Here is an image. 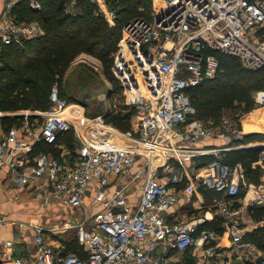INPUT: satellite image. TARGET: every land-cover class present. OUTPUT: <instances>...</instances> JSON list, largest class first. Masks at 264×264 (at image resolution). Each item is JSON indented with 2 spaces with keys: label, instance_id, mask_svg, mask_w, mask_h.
Instances as JSON below:
<instances>
[{
  "label": "built area",
  "instance_id": "2783aa9c",
  "mask_svg": "<svg viewBox=\"0 0 264 264\" xmlns=\"http://www.w3.org/2000/svg\"><path fill=\"white\" fill-rule=\"evenodd\" d=\"M21 1L42 9L39 0L3 1L0 65L5 45L44 32L39 20L17 17ZM80 1L69 0L64 11L75 13ZM89 1L114 23L105 0ZM152 2L147 17L122 24L112 53L111 72L135 123L120 130L129 135L128 145L120 144L103 112L68 102L56 84L49 108L16 110L11 115H20L19 122L0 132V168L7 167L13 184L47 180L49 195L62 204L95 206L64 224L73 229L81 253L65 252L64 242L46 237L56 228L31 222L24 225L33 230V248L18 255L12 239L2 240L4 264H177L185 254L193 264H264V140L238 142L243 133L235 115L222 110L217 120H204L188 94L216 74L219 63L211 50L237 57L248 69L264 65V37L258 33L264 0ZM255 92L264 105V90ZM67 129L76 143L72 160L31 154L37 142H53ZM214 139L218 143L208 142ZM246 147H259L250 164L259 167L257 183L247 180L241 162L223 157ZM135 165L129 181L115 182ZM140 178L138 200L127 207V186Z\"/></svg>",
  "mask_w": 264,
  "mask_h": 264
},
{
  "label": "trees",
  "instance_id": "16d2710c",
  "mask_svg": "<svg viewBox=\"0 0 264 264\" xmlns=\"http://www.w3.org/2000/svg\"><path fill=\"white\" fill-rule=\"evenodd\" d=\"M39 1L42 4L39 11L32 10L26 1L19 2L15 8L17 17L39 20L44 32L40 36L25 39L21 44L4 46L0 65V109L16 111L48 108L52 83L55 80L60 82L61 75L79 52L95 54L101 61L106 77L113 85L114 82L118 85L112 86L111 90L120 89L119 82L111 72L112 53L116 48L122 24L135 16L147 17L150 10L149 0H105L114 12V21L121 18L120 22H114L113 25L109 24L101 12H95L96 6L89 0H81L79 9L73 14L63 10L69 0ZM258 33L264 37V21ZM211 52L219 63L216 74L204 78L188 89L196 115L204 120H217L221 111L227 107H241L248 111L253 103L251 91L264 90V65L248 69L233 55L217 50ZM59 95L64 97L60 90ZM72 99L75 98H66L68 102H73ZM132 114V110L124 113L103 112L105 121L121 131L131 130V123L134 124ZM20 118V115H3L0 117V124L5 129L19 122ZM73 140L71 129H67L59 133L53 142H37L31 154L45 151L58 156L57 143L63 141L69 149H73ZM261 140H264V133L249 132L237 141ZM258 150L259 147L238 148L226 151L223 157L230 164L241 162L247 180L257 183L260 178L259 167H251L250 164L257 159ZM211 157L208 155L205 159ZM66 246L65 252L81 253V246L75 237ZM184 256L185 261L177 264H193L191 258L186 257V254Z\"/></svg>",
  "mask_w": 264,
  "mask_h": 264
},
{
  "label": "crops",
  "instance_id": "0c3cea01",
  "mask_svg": "<svg viewBox=\"0 0 264 264\" xmlns=\"http://www.w3.org/2000/svg\"><path fill=\"white\" fill-rule=\"evenodd\" d=\"M3 1L0 0V10ZM13 112L0 111V117L11 115ZM2 130H4V126L0 124V132ZM73 142V149H69L63 141L57 143L58 156L65 154L72 160L76 147L74 140ZM208 142L218 143L215 139L208 140ZM136 168L137 166L135 165L125 173L116 176L115 182L122 183L129 181L131 174H133ZM141 182L142 179L140 178L128 184L126 192L127 207L135 206L140 195L139 184ZM47 184V180H43L41 185L38 186H19L13 184L7 167L0 168V242L7 238L12 239L15 254H25L29 249L33 248V230L29 225H24V223L41 222L45 226L56 228V233L49 231L46 233V237L53 242L57 238L56 235L63 231L59 227L74 222L81 218L86 211H91L95 208V206L90 205H85V207L64 205L49 195ZM182 211L183 209H178L179 214ZM3 220L5 223L2 222ZM57 239L60 240L59 238ZM0 264L4 263L0 260Z\"/></svg>",
  "mask_w": 264,
  "mask_h": 264
},
{
  "label": "rangeland",
  "instance_id": "374dc122",
  "mask_svg": "<svg viewBox=\"0 0 264 264\" xmlns=\"http://www.w3.org/2000/svg\"><path fill=\"white\" fill-rule=\"evenodd\" d=\"M68 2L69 1L65 3V7ZM149 2V8L151 9L153 2L152 0H149ZM76 9L77 8L75 6L73 9L74 12H77L75 11ZM95 12H98L97 9H95ZM120 21L121 18L115 20L114 22L117 24ZM113 24L114 23H111L110 25ZM53 84L58 86V89L65 98L72 96L75 98L72 99L73 102H78L84 105L86 112L88 113H124L127 110H130L126 107L123 101L120 89L116 88L113 91L111 90L112 86L118 87V85L115 82V85H113L106 77L102 70L101 61L95 54L88 52H79L76 54L61 75L60 82L55 80L52 85ZM255 95L256 92L254 90L251 91L253 103L252 107H250L248 111H244L241 107L225 108L226 113L235 115L237 118L239 117L238 119L243 135L249 132H257L260 134L264 133V105L256 102ZM0 111L3 110L0 109ZM11 111L12 110H9L8 112ZM247 116L250 117L245 120ZM134 126L135 123H131V130ZM45 150L47 149L45 148ZM61 230L63 231L58 233L60 235L57 234L56 237L59 238L61 242H64L66 246L67 242L73 237V229H66L63 225ZM66 247L64 251H66Z\"/></svg>",
  "mask_w": 264,
  "mask_h": 264
},
{
  "label": "bare ground",
  "instance_id": "6f19581e",
  "mask_svg": "<svg viewBox=\"0 0 264 264\" xmlns=\"http://www.w3.org/2000/svg\"><path fill=\"white\" fill-rule=\"evenodd\" d=\"M71 106H73V104H69L67 108H70ZM112 132H116L115 137H118V139L120 138L121 145H124V146L128 145L126 141V138L129 137L128 134L122 133L119 129H116V128L112 129Z\"/></svg>",
  "mask_w": 264,
  "mask_h": 264
}]
</instances>
